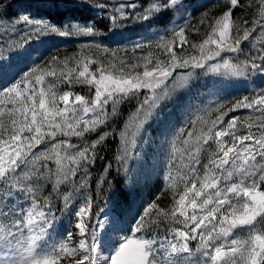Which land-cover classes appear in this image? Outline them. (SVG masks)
Wrapping results in <instances>:
<instances>
[{"label": "snow or ice", "instance_id": "1", "mask_svg": "<svg viewBox=\"0 0 264 264\" xmlns=\"http://www.w3.org/2000/svg\"><path fill=\"white\" fill-rule=\"evenodd\" d=\"M50 6L88 10L113 27L129 19L149 26L170 21L185 7L183 0H52ZM9 7L10 0H0V13ZM218 7L213 23L207 16L200 21L211 28L201 43L190 42L180 27L170 39L157 33L159 51L131 63L115 51L106 61L53 57V65L63 64L59 72L34 66L8 84L0 81V248L8 250L0 264H264V90L236 99L227 111L217 102L197 109L179 126L164 122L160 146L172 205L147 204L132 229L138 236L121 237L118 218L107 227L101 220L92 223L94 194H118L133 149L143 146L153 124L161 122L163 108L189 90L197 76L264 73V0H218ZM245 8H255L256 18L241 24L235 13ZM95 17L53 23L22 15L8 27L0 15V75L11 70L34 37L96 36ZM17 25L27 30L20 33ZM192 30L198 34L201 28ZM17 36L22 43L15 42ZM142 47L137 43L133 51ZM225 53L236 55L225 58ZM46 77L53 80L46 83ZM61 83L86 85L87 94L60 93ZM125 105H133L126 118ZM240 110H248L246 119L229 117ZM213 112L220 114L209 119ZM109 141L115 142L112 159L119 165L114 179L112 160L104 154ZM98 161L103 167L93 187ZM58 201L75 220V231L68 227L50 243ZM100 229L108 233L109 247L115 245L103 259L97 256V247L105 244Z\"/></svg>", "mask_w": 264, "mask_h": 264}, {"label": "trees", "instance_id": "2", "mask_svg": "<svg viewBox=\"0 0 264 264\" xmlns=\"http://www.w3.org/2000/svg\"><path fill=\"white\" fill-rule=\"evenodd\" d=\"M115 2V0H113ZM245 4H248L249 0H243ZM3 3H9V0H3ZM52 0H10V7L7 9L6 14L0 13V15L4 16V21L7 26L9 24V20H15L22 15H28L36 20H51L53 23H59L60 21L67 19L69 16L75 17L80 21H87L89 18L95 17V13L90 12L88 10L80 9V10H67L63 6L61 7H52L50 6ZM183 4L185 7L183 11H176L172 14L171 20H164L161 23H153L151 26L147 22L141 23L134 19H129L121 22L120 26L113 27L108 19H101L100 17H95V22L98 26L99 32L94 37H58L57 35H46L40 36L38 38L34 37L27 45L26 53L22 54L21 57H16L12 63L11 70L9 72H18L21 70L25 64H28L26 67L27 70L32 67L40 68H51L56 67L57 72L63 68V64H52V58L56 57L58 61H62L66 57H80V56H90L93 59H98L100 61H106L108 58V51L106 55L103 54V51L107 49L106 46H110L111 52L115 51L118 54L121 51L125 52V55L128 57V62H133L135 57H140L143 55H147L149 51L158 52L159 50L155 48L153 44L148 45L136 53L131 51V48L126 44L128 41L134 38H139L143 33L147 30L153 28H165L164 36L166 38H171L173 29L179 30L180 27H185V34L188 39L192 43H201L208 32L211 31V28L206 25H200V21L207 16L208 24L214 22V17H216L217 13L220 11L218 7V0H183ZM255 8H245L243 11H238L235 13L237 17L240 18L239 22L243 24L245 19L251 21L256 18L255 16ZM179 14V16H177ZM200 26L201 30L197 34L192 29H195L197 26ZM117 38L116 41H121L120 43L113 42V40ZM20 42L22 43V39L19 36ZM43 41L36 45L37 40ZM89 45L88 50H84L82 45ZM97 45H99V49H97ZM244 47L247 49L246 44ZM32 55V59L30 61L20 60L21 58H25L28 55ZM236 54H222L225 58L228 56H235ZM134 57V58H132ZM243 59V56H242ZM215 62V61H213ZM259 62V61H258ZM69 67H75L74 61H69ZM97 67V65H96ZM199 71V70H197ZM210 75V74H208ZM206 75L197 76L193 81L204 80ZM53 80L52 77H46V83L48 81ZM71 89L76 91L79 94L86 95L87 94V86L83 84H74L69 85L66 83H61L59 85L58 91L62 93L63 91H67V89ZM251 94V93H250ZM250 96V95H247ZM242 97L237 99H242ZM236 99H233L225 104V107L221 109V111H227L229 107L232 106V103H235ZM133 105H125L122 108L124 113V117L126 118L129 111H131ZM241 111V110H240ZM219 112H213L209 119H215ZM233 115L235 113H229ZM247 110H242V112L236 114L239 116L247 115ZM123 118L121 121L117 122V126H122ZM116 150L115 142L109 141L107 148L104 150L105 156L112 160L113 163V173L110 179H114L116 177L115 169L119 167V165L112 159L114 152ZM103 167V162L98 161L95 170L93 172V182L92 186L95 187L96 178L99 176L100 170ZM120 183L118 184L119 192L118 194H110L105 191L103 193H95L94 194V207H93V221H96L97 216L103 210H109L115 218H118L120 221H124L123 229L124 231L132 230L135 224V220L138 218L139 214L142 213L144 208H139L136 202V199L143 198L144 207L152 201H156L160 205V207L168 209L172 205V193L170 191L165 190V186H133L132 188L128 185L126 179L121 173ZM107 188V185H104ZM47 191H50V186L45 191V195H47ZM164 192L163 195H160L161 192ZM160 195L159 200H157V196ZM62 209V201L56 202L55 207L53 208L54 214L58 217V215H64L65 212L61 211ZM75 220L71 215L67 216L66 222L63 224L64 229L61 231V237L65 234L68 227H73L74 229ZM128 225V228L126 226ZM63 264V262H62Z\"/></svg>", "mask_w": 264, "mask_h": 264}, {"label": "rangeland", "instance_id": "3", "mask_svg": "<svg viewBox=\"0 0 264 264\" xmlns=\"http://www.w3.org/2000/svg\"><path fill=\"white\" fill-rule=\"evenodd\" d=\"M177 11H183V8H180ZM177 16H179V14H177ZM8 27H11V25H9ZM16 27H17V31L20 33L27 30V26L24 25H17ZM164 29L165 28L162 29L153 28L147 30L145 33L141 35V37L131 39L126 44L131 48V51L133 53H136L138 50L151 44L155 46L156 34L159 33V35H164L165 33ZM116 40L117 38H115L112 43L121 42ZM38 41L41 40H37V42ZM15 42L17 44L21 43L19 36L15 37ZM137 43L142 44L143 47L133 51V48ZM106 47H107V51L104 50L103 54L106 55V53L110 51L108 53V58H110L111 48L110 46H106ZM246 47H248L247 44ZM118 55L125 56V52L121 51V53ZM240 58L242 59V56ZM91 68L94 70L96 68V65L93 64ZM22 71H26V69ZM20 73L21 72L10 74L5 72L3 75H1V77L4 78L3 83L5 84L10 83L13 79L17 78ZM209 74L210 76H207L208 79L207 83L197 84V82H192L190 89L182 91L178 100L167 104V106H165L162 110V115L160 118L161 122L153 124L152 129H150L151 132L150 138L147 139L144 142L143 146H141L138 150L133 149L132 156L128 161V168L130 172L128 174L124 173V175L125 176L127 175L128 177L126 180L131 185L142 184V183L147 184L152 181L156 182L157 184H165L164 176L166 175L167 170L162 165L166 161V155L164 149L161 148L160 146L162 133L165 127L164 122L171 120L173 124L179 126L182 119H184L186 116L189 115H195L197 109H201L206 106L214 107L217 102L225 103L229 99L244 93L246 90H249L250 88H253L255 95L260 93L261 90H264V73L261 72L252 74L247 78H232V79L223 78L220 76L213 75L211 73ZM67 91H71L74 94L77 93L76 91L71 90L69 88L67 89ZM60 107H63L62 103L60 104ZM247 116L248 114L244 115V117L240 116L241 120L246 119ZM112 219H114V217L110 215L108 212H105L104 214L102 213L98 218V220L105 222L106 227ZM103 233L106 234V238H104L105 240L104 245L107 246L108 250L105 249L106 251L103 253L101 247L99 246L97 247V256L100 257L101 259L108 257L110 252L113 251L115 247V246L109 247L110 241H108L107 239L108 233H106L104 229H100L99 236ZM125 235L131 238L134 236H138L139 234L120 233L121 237ZM195 244L196 242L192 241L190 246L194 249ZM7 251H8L7 249L0 248V261H3L7 258L5 256V253Z\"/></svg>", "mask_w": 264, "mask_h": 264}]
</instances>
